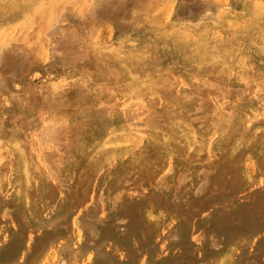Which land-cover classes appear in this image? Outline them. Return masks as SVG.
<instances>
[{
  "label": "rangeland",
  "instance_id": "obj_1",
  "mask_svg": "<svg viewBox=\"0 0 264 264\" xmlns=\"http://www.w3.org/2000/svg\"><path fill=\"white\" fill-rule=\"evenodd\" d=\"M0 264H264V0H0Z\"/></svg>",
  "mask_w": 264,
  "mask_h": 264
},
{
  "label": "bare ground",
  "instance_id": "obj_2",
  "mask_svg": "<svg viewBox=\"0 0 264 264\" xmlns=\"http://www.w3.org/2000/svg\"><path fill=\"white\" fill-rule=\"evenodd\" d=\"M254 5H255V3H254ZM238 14H239V13H238ZM247 18H248V17H247ZM245 20H246V19H245ZM245 22H246V21H245ZM142 30H143V29H142ZM262 35H263V34L258 35V36H262ZM254 36H256V35H254ZM262 37H263V36H262ZM254 40H255V39H254ZM258 40H259V39H258ZM253 42H254V41H253ZM257 42H258V41H257ZM257 42H256V43H257ZM254 43H255V42H254ZM261 44H262V43H261ZM130 46H131V45H130ZM257 53H258V52H257ZM259 53H260V52H259ZM79 81H80V80H79ZM247 155H248V154H247ZM250 155H251V154H250ZM2 164H3V163H2ZM30 180H31V179H30ZM27 197H28V196H27ZM27 197H26V198H27Z\"/></svg>",
  "mask_w": 264,
  "mask_h": 264
}]
</instances>
